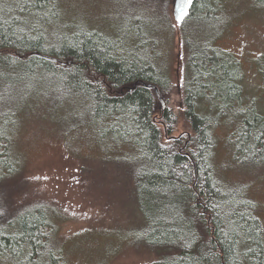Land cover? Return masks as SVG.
Segmentation results:
<instances>
[{"label":"trees","instance_id":"1","mask_svg":"<svg viewBox=\"0 0 264 264\" xmlns=\"http://www.w3.org/2000/svg\"><path fill=\"white\" fill-rule=\"evenodd\" d=\"M253 1L264 7V0ZM163 2L126 1L124 7L142 16L145 4L156 17ZM214 2L192 0L182 21L166 12L167 33L154 31L156 19L147 16L131 19L139 22L130 27L125 20L109 35L68 21L57 0L1 1V254L23 264H58L61 256L53 204L10 203L24 184L28 157L20 145L23 125L15 124L28 103L50 115L66 112L64 132L91 127L99 138L123 145L126 155L111 160L113 170L145 219L140 242L157 254L155 264H264L256 203L224 186L215 168L214 127L224 121L233 125L224 124L239 167H264V112L244 92L238 58L215 46L212 36L191 35L210 23ZM175 39L182 48L178 69L160 50L167 41L165 48L174 51ZM140 80L157 84L173 102L160 105Z\"/></svg>","mask_w":264,"mask_h":264},{"label":"rangeland","instance_id":"2","mask_svg":"<svg viewBox=\"0 0 264 264\" xmlns=\"http://www.w3.org/2000/svg\"><path fill=\"white\" fill-rule=\"evenodd\" d=\"M5 1L12 4L18 0ZM126 1L148 2L57 0L56 9L72 23H85L113 35L126 26L125 20L130 27L132 23L139 22L131 19L153 17L145 4L142 16L138 13L140 9L135 7L126 13ZM173 1L163 2V10L156 11L157 16L153 17L156 19L154 31L159 34L161 29L167 33V25L171 19L174 20ZM213 1L215 11L211 13L210 23L202 29L190 30L191 35L196 36L195 32H199L206 38L212 36L215 46L232 52L238 58L243 70L241 84L244 92L255 97L258 107L264 112V7L256 6L253 0ZM166 12L171 19L165 17ZM166 42H162L160 50L163 53L167 51L170 67L178 69L181 41L175 39L174 51L165 48ZM142 81L149 82L140 80L141 84ZM158 90L160 98L156 97L160 105L173 102V97L166 98L162 90ZM25 104L17 112L19 124L15 125L18 128L20 122L23 125L20 145L28 157L27 167L21 178L23 188L14 192L15 198L10 203L17 208L22 203L38 200L53 204L59 234L55 244L60 246L66 264H155L154 256L157 254L140 242L145 219L134 208V202L123 188L125 182L120 172L113 170L111 160L126 155L123 145L99 138L91 127L64 132L67 123L62 121L61 115L66 112L57 111L50 115L45 106L27 108L28 103ZM227 122L224 124L233 126L232 122ZM219 124L214 127L216 171L224 186L236 187L242 200L248 198L256 203V214L264 229V167L258 170L239 167L229 130L226 125ZM129 153L134 154L132 150ZM104 159H107L108 167H105ZM0 264L23 263L0 253Z\"/></svg>","mask_w":264,"mask_h":264},{"label":"water","instance_id":"3","mask_svg":"<svg viewBox=\"0 0 264 264\" xmlns=\"http://www.w3.org/2000/svg\"><path fill=\"white\" fill-rule=\"evenodd\" d=\"M192 2V0H191ZM191 3H186V0H174L173 1V8H172V13H173V18L174 20H178L179 16H182L189 8ZM144 85L147 87H152L156 93V95L160 98V93H159V88L158 85L153 83V82H145L142 81ZM137 81L133 82L132 84L128 85V88L130 90H134L136 87ZM123 90V89H121ZM164 106V105H163Z\"/></svg>","mask_w":264,"mask_h":264},{"label":"flooded vegetation","instance_id":"4","mask_svg":"<svg viewBox=\"0 0 264 264\" xmlns=\"http://www.w3.org/2000/svg\"><path fill=\"white\" fill-rule=\"evenodd\" d=\"M59 255H61V256H60V258H59V260H58V264H66V263H65V258L63 257L62 252H61Z\"/></svg>","mask_w":264,"mask_h":264},{"label":"snow or ice","instance_id":"5","mask_svg":"<svg viewBox=\"0 0 264 264\" xmlns=\"http://www.w3.org/2000/svg\"><path fill=\"white\" fill-rule=\"evenodd\" d=\"M186 3H191V0H186ZM186 15H187V12H185L184 15L179 16L178 19L182 21L184 19V16Z\"/></svg>","mask_w":264,"mask_h":264}]
</instances>
